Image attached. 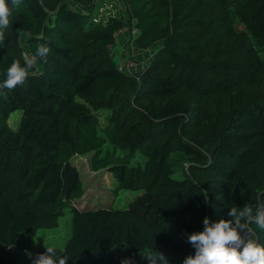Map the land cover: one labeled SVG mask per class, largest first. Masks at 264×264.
<instances>
[{"label": "trees", "instance_id": "16d2710c", "mask_svg": "<svg viewBox=\"0 0 264 264\" xmlns=\"http://www.w3.org/2000/svg\"><path fill=\"white\" fill-rule=\"evenodd\" d=\"M23 5L0 44V83L24 53L51 51L23 85L0 90V264H33L46 252L36 231L54 229L65 207L71 236L55 249L66 264H149L148 254L183 264L205 217L264 204V0ZM124 36L155 46L139 71L113 59ZM88 153L118 190L138 193L127 208H71L83 193L72 160ZM181 159L188 171L175 167ZM251 227L264 247V230Z\"/></svg>", "mask_w": 264, "mask_h": 264}, {"label": "clouds", "instance_id": "9594fccd", "mask_svg": "<svg viewBox=\"0 0 264 264\" xmlns=\"http://www.w3.org/2000/svg\"><path fill=\"white\" fill-rule=\"evenodd\" d=\"M24 7L23 0H0V44L11 35V24L14 23L13 9ZM50 48L46 44L37 47L35 55L27 52L23 55V65L20 60H13L6 71V79L0 83V90H13L23 85L30 70L36 69L38 61H47ZM207 203V198L205 199ZM231 219H221L210 223L208 217L202 221L204 230L187 237V242L195 248V255L184 259L183 264H264V247L259 246L253 237L251 227L255 224L264 230V204H258L255 209L246 205L242 210L233 207L227 212ZM28 254V253H26ZM31 258V254H28ZM149 264H164L163 254L145 255ZM68 256H60L53 247H46V252L38 254L33 264H66ZM122 264H131L130 260Z\"/></svg>", "mask_w": 264, "mask_h": 264}, {"label": "rangeland", "instance_id": "374dc122", "mask_svg": "<svg viewBox=\"0 0 264 264\" xmlns=\"http://www.w3.org/2000/svg\"><path fill=\"white\" fill-rule=\"evenodd\" d=\"M123 40L126 41L127 45L124 46L121 44ZM118 42L117 46L112 48L113 59L119 64L131 61L135 66L133 72L144 68L155 52V46L144 51L133 48L132 42L127 40V36H124V38L121 37ZM106 89L105 86L99 88L100 91ZM20 113L21 112L18 111L12 114L10 119L12 125L19 120ZM108 113V110L99 112V120L103 126L107 125ZM104 147H108V144H105ZM118 153L120 155L122 154L121 152ZM123 157L126 156L124 155ZM72 161L80 170L83 193L80 197L71 201V208L74 207L79 210H94L101 208L121 210L127 208L137 197L138 193L136 192L118 190L116 180L106 168L94 169V166L97 164L94 159V153L75 155ZM189 165V162L181 159L176 162L175 167L180 171H183V169L188 171ZM177 178H181V175H178ZM62 212L63 214L61 213V217L58 219L57 226L54 229L42 228L36 231L34 235V244L37 247H53L57 249H63L65 247L67 240L71 236L72 212L70 207H65Z\"/></svg>", "mask_w": 264, "mask_h": 264}, {"label": "built area", "instance_id": "2783aa9c", "mask_svg": "<svg viewBox=\"0 0 264 264\" xmlns=\"http://www.w3.org/2000/svg\"><path fill=\"white\" fill-rule=\"evenodd\" d=\"M136 34H137V30L133 29L132 30L133 37H135ZM134 69H135V66H134V64L131 61H129V62L123 64V65H120V71H123V72H127L128 73V72H131Z\"/></svg>", "mask_w": 264, "mask_h": 264}, {"label": "crops", "instance_id": "0c3cea01", "mask_svg": "<svg viewBox=\"0 0 264 264\" xmlns=\"http://www.w3.org/2000/svg\"><path fill=\"white\" fill-rule=\"evenodd\" d=\"M125 64V63H124Z\"/></svg>", "mask_w": 264, "mask_h": 264}]
</instances>
